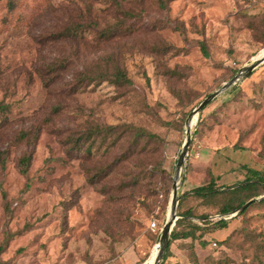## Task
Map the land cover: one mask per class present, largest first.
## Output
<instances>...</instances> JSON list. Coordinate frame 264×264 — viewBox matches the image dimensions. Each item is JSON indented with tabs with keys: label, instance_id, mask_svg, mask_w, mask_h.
I'll return each mask as SVG.
<instances>
[{
	"label": "rangeland",
	"instance_id": "rangeland-1",
	"mask_svg": "<svg viewBox=\"0 0 264 264\" xmlns=\"http://www.w3.org/2000/svg\"><path fill=\"white\" fill-rule=\"evenodd\" d=\"M120 3L122 10L143 16L129 19L107 0H12V9L7 0L0 2L2 264L154 260L189 114L263 56L264 0H175L165 10L157 0ZM117 26L124 27L122 33L101 39L103 30ZM109 55L132 84L119 88L104 82L74 94L77 75L94 70ZM123 123L142 126L163 141L155 160L161 159L165 174L154 179L155 197L149 196L146 172L137 189L120 191L139 173L134 170L141 156L114 167L96 186L88 182L89 173L129 150V139L110 153L96 146L92 160L71 149L69 142L86 130ZM24 156L32 158L28 178L19 170ZM250 171L264 172V64L195 121L178 196L211 177L221 192L229 191L252 177ZM262 197L218 230L219 205L189 196L178 207V220L186 209L195 210L189 220L196 224L209 214V223L195 232L196 261L186 240L173 242L160 264H264Z\"/></svg>",
	"mask_w": 264,
	"mask_h": 264
},
{
	"label": "trees",
	"instance_id": "trees-1",
	"mask_svg": "<svg viewBox=\"0 0 264 264\" xmlns=\"http://www.w3.org/2000/svg\"><path fill=\"white\" fill-rule=\"evenodd\" d=\"M2 1L4 0H0V2ZM107 1H110V3L114 4L118 8L119 12L125 13L127 18L129 19H135L137 17L143 16L141 15L142 12L135 13L122 10V5L120 2H124L126 0ZM173 1L175 0H157V3L161 9L165 10ZM7 3L9 4V8L12 9V7L14 6V4H12V0H7ZM123 28V26H117L111 29L107 28L101 33V39L107 42L113 39L117 34L122 33ZM202 49L206 53L205 46H203ZM171 75L178 76V74L174 71L171 72ZM104 82H107L119 88H123L132 84L125 69L122 68V66H120L116 61H114L111 55H109V57H106L101 64H97L94 70L85 71V73L78 74L75 83L72 86V92L76 94L83 88H87L93 84H101ZM1 107L2 106H0V110H2ZM54 110L58 113L59 107L57 106ZM125 138L130 140L129 150L125 152L123 156H119L116 159L115 163L110 165L109 167L97 168L94 173H89L87 178L88 182L91 185L96 186L101 180L110 177L115 169L114 167H118L127 162H132L134 158L141 156L143 158L142 162L144 163L141 162V165L135 166L134 170H139V173L129 177V180L126 184H121L120 191L129 188L133 190L137 189L140 186L142 174L146 172L151 178V184L148 183V187H150V190L148 189L150 191L149 196L155 197L158 192L156 190L157 188L153 186L155 184L154 179L157 177L158 173H161L162 177L165 174V171L163 170V162L161 161V159L155 160V157H157L159 152H161L163 141L160 137L151 133L146 128L130 123L110 126L97 125L94 128L86 130L84 135L82 134L79 138H73L69 142V144L71 145V149L74 152H78V154L83 153V155L89 156L92 160L96 157V155L93 153L96 146L99 152H101L102 149L105 148L106 151L110 153V151L117 148V146H119ZM31 163V156H24L19 162L20 173L25 178H28L29 176ZM250 173L252 174V177H249L244 184H238L234 189L225 192L220 191V188L216 186L215 178L211 177V181L208 184L194 189L190 194H185L180 200L179 209L181 210V208H183V205L189 196L199 199L203 204H206V206L212 204H215V206L219 205V209L217 210L216 214L221 215V219L216 221L214 225L218 230L227 229L230 221L243 216L250 208V206L255 204L254 199L258 198L261 195H264L263 193H260V190L264 191V172L260 173L250 171ZM106 190H108L107 187L103 188L101 191L104 194V191ZM4 199L6 200L5 196ZM250 201H253V203L247 209H245L241 214H238L237 217L229 219L231 217V214L237 212L243 205L247 204ZM260 203L264 204V200ZM195 215L196 212L194 209H186L181 211L180 219L177 221L176 226L172 232L171 242L165 252L164 259H166L170 255V246L173 242L190 240L191 242L190 244H188V247L191 251V256L196 261V254L194 250V241L196 240L195 232L202 231L204 226L209 223L206 220L208 219L209 214L201 216L202 218H205V221L201 224H196L189 220V218L195 217ZM185 225H188V227H190L191 229L189 231L181 230V227ZM202 236L203 235L200 234L199 239L202 241L203 245H206L207 242H205V240H202ZM2 251L3 247L0 248V255ZM0 264L2 263L0 262Z\"/></svg>",
	"mask_w": 264,
	"mask_h": 264
},
{
	"label": "water",
	"instance_id": "water-1",
	"mask_svg": "<svg viewBox=\"0 0 264 264\" xmlns=\"http://www.w3.org/2000/svg\"><path fill=\"white\" fill-rule=\"evenodd\" d=\"M264 64V58H255L250 66H247L243 68V70L240 71L238 75H236L232 80H230L228 83H225L224 86L214 92L213 94L206 97L196 108H194L191 113L189 114L187 121H186V140L182 147V151L180 153V156L178 158L176 167H175V176H174V183L172 188V196H171V205H170V212L168 219L161 231L158 245L156 246L157 254L154 260V264H160L166 250L168 249L171 241V235L173 232V229L176 225V222L178 220V207L181 198L178 196V190H179V181L183 179L185 168H186V162L189 155V150L192 142V127L194 125V121L198 119L201 112L209 105L211 104L216 98H218L221 94L224 92L232 89L233 87L237 86L238 83H240L243 79L250 76L258 67ZM264 197H262L260 200H263ZM253 201L248 202L247 204L243 205L237 212L233 213L234 217L238 214H241L245 209H247ZM232 216V217H233ZM230 217L229 219H231Z\"/></svg>",
	"mask_w": 264,
	"mask_h": 264
},
{
	"label": "bare ground",
	"instance_id": "bare-ground-1",
	"mask_svg": "<svg viewBox=\"0 0 264 264\" xmlns=\"http://www.w3.org/2000/svg\"><path fill=\"white\" fill-rule=\"evenodd\" d=\"M258 58H264V52H263V56L262 57H258ZM194 123H195V121H194ZM157 251L158 250L156 249V254H157ZM156 254H155V257H156ZM154 260H155V258H154ZM154 260L151 258V259H149V261L146 264H154Z\"/></svg>",
	"mask_w": 264,
	"mask_h": 264
},
{
	"label": "built area",
	"instance_id": "built-area-1",
	"mask_svg": "<svg viewBox=\"0 0 264 264\" xmlns=\"http://www.w3.org/2000/svg\"><path fill=\"white\" fill-rule=\"evenodd\" d=\"M150 229H151L152 231H155V230L157 229V223H156V222H153V223L151 224V226H150Z\"/></svg>",
	"mask_w": 264,
	"mask_h": 264
}]
</instances>
